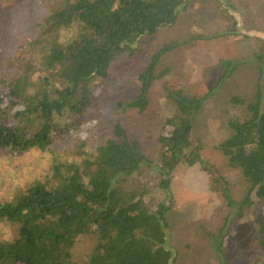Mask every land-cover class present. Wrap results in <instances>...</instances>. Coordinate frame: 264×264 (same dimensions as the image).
<instances>
[{
    "label": "trees",
    "instance_id": "1",
    "mask_svg": "<svg viewBox=\"0 0 264 264\" xmlns=\"http://www.w3.org/2000/svg\"><path fill=\"white\" fill-rule=\"evenodd\" d=\"M17 0H5L13 3ZM63 9L51 18L54 24L76 22L75 36L66 44L49 41L42 47V64L48 74L31 80L19 77L0 95V149L25 152L47 150L72 137L82 124L77 115L95 103L98 86L115 61L144 37L177 23L184 0H62ZM256 54L264 74V40ZM177 44L164 46L140 76V93L119 101L122 112L144 113L160 58ZM224 80L236 63L223 60ZM176 113L161 127L158 142L163 161L152 166L137 138L121 120L111 128L112 137L93 152L78 149V162H54L49 183L37 181L7 200H0V222L17 228L16 238L0 241V264H175L171 247L170 206L148 200L155 191L170 194L174 172L200 165L211 177L210 190L220 193L230 209L225 225L239 220L257 201L264 209V94L259 81L245 118H230L228 135L217 145L230 167L246 182L242 199L231 195V183L221 170L204 158V145L193 137L196 115L206 97H189L170 91ZM234 104L243 103L239 98ZM84 145V143H83ZM145 167L154 177L128 188L131 177ZM236 209V212L233 210ZM258 243L264 252V210L255 216ZM93 234L96 244L81 263L72 251L80 237ZM215 236L223 254V228ZM221 264H229L221 259ZM257 264H264L258 262Z\"/></svg>",
    "mask_w": 264,
    "mask_h": 264
},
{
    "label": "rangeland",
    "instance_id": "2",
    "mask_svg": "<svg viewBox=\"0 0 264 264\" xmlns=\"http://www.w3.org/2000/svg\"><path fill=\"white\" fill-rule=\"evenodd\" d=\"M184 1L186 7L176 24L142 38L133 54L125 53L115 61L107 79L97 88L94 105L77 115L82 126L72 137L44 151L0 149L1 201L37 181L49 183L54 162H78L80 146L93 152L103 145L112 137L116 120H121L130 136L140 141L152 166H160L164 151L158 136L163 122L177 112L168 99L170 91L206 97L194 121L193 137L204 145V158L231 183L233 199H242L246 182L230 167L217 145L228 135L230 118L246 117L247 104L254 100L259 81L264 94V74L256 59L264 40V0ZM63 7L62 0H0V95L19 77L37 81L48 74L41 63L43 44H66L78 28L76 22L54 24L51 17ZM170 44L177 45L157 64L148 109L142 114L137 109H118L119 101L131 100L140 93V76L153 56ZM223 60L237 65L221 80L225 73ZM234 98L243 103L235 105ZM154 175L145 167L140 175L128 179L127 187L142 185ZM210 183L211 177L200 165L180 167L173 174L169 195L155 191L148 198L154 208L160 201H166L171 208L168 218L175 264H221V259L229 264L264 263L255 222V216L264 210L262 205L257 201L241 219L225 225L230 209L222 194L210 190ZM222 228L225 237L220 254L215 236L220 237ZM17 233L16 227L0 222V241H11ZM95 244L91 233L80 237L72 251L73 260L86 261Z\"/></svg>",
    "mask_w": 264,
    "mask_h": 264
}]
</instances>
